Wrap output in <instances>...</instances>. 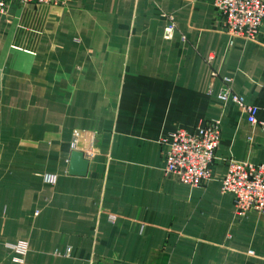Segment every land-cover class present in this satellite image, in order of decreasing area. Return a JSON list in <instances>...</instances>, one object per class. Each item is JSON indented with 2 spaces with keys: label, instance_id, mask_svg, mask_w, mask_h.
Instances as JSON below:
<instances>
[{
  "label": "crops",
  "instance_id": "obj_1",
  "mask_svg": "<svg viewBox=\"0 0 264 264\" xmlns=\"http://www.w3.org/2000/svg\"><path fill=\"white\" fill-rule=\"evenodd\" d=\"M161 14L174 17L171 40ZM223 77L259 108L256 125L218 100ZM212 119V179L166 176L159 139ZM83 130L97 133V154L75 176L70 142ZM228 159L264 163V26L256 41L232 38L211 0L0 14V264H264V214L236 217L220 192ZM18 241L22 262L6 246Z\"/></svg>",
  "mask_w": 264,
  "mask_h": 264
},
{
  "label": "built area",
  "instance_id": "obj_2",
  "mask_svg": "<svg viewBox=\"0 0 264 264\" xmlns=\"http://www.w3.org/2000/svg\"><path fill=\"white\" fill-rule=\"evenodd\" d=\"M63 0H0V14L7 13L11 6L58 5ZM212 7L222 20L225 33L232 38L240 37L248 41H256L264 26V0H211ZM166 25L163 29V39L171 40L175 31L174 17L171 14H161ZM208 58L207 62H210ZM216 74L213 73L212 77ZM222 86L217 98L221 102H229L246 115L251 125H256L259 108L248 105L242 96L231 88L232 80L223 77ZM220 121L209 120L192 130L176 129L159 139L163 147V173L174 176L181 184L192 188L206 185L212 179V169L215 162V151L220 143ZM97 133L92 131H75L72 134L70 150L81 153L88 163L95 156V140ZM44 183L54 185L56 176L43 175ZM220 192L233 197V213L243 218L250 212L264 214V163L252 164L228 159L226 173L221 180ZM109 219L114 222L115 217ZM22 262L28 253V243L18 241L7 244ZM252 254V252H249Z\"/></svg>",
  "mask_w": 264,
  "mask_h": 264
},
{
  "label": "water",
  "instance_id": "obj_3",
  "mask_svg": "<svg viewBox=\"0 0 264 264\" xmlns=\"http://www.w3.org/2000/svg\"><path fill=\"white\" fill-rule=\"evenodd\" d=\"M88 162L83 159L81 153L72 152L69 162V173L75 176H83L87 171Z\"/></svg>",
  "mask_w": 264,
  "mask_h": 264
},
{
  "label": "rangeland",
  "instance_id": "obj_4",
  "mask_svg": "<svg viewBox=\"0 0 264 264\" xmlns=\"http://www.w3.org/2000/svg\"><path fill=\"white\" fill-rule=\"evenodd\" d=\"M42 5V4H41Z\"/></svg>",
  "mask_w": 264,
  "mask_h": 264
}]
</instances>
